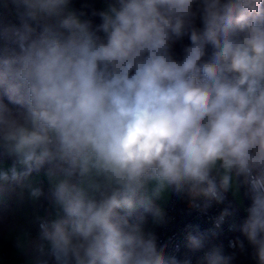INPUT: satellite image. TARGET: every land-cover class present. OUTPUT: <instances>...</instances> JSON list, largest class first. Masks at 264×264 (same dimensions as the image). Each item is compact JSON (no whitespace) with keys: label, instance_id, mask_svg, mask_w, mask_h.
<instances>
[{"label":"clouds","instance_id":"obj_1","mask_svg":"<svg viewBox=\"0 0 264 264\" xmlns=\"http://www.w3.org/2000/svg\"><path fill=\"white\" fill-rule=\"evenodd\" d=\"M11 193L44 201L36 235L15 237L24 264H235L249 248L264 264V0H0ZM228 193L242 220L229 202L166 254L158 201L207 213Z\"/></svg>","mask_w":264,"mask_h":264},{"label":"built area","instance_id":"obj_2","mask_svg":"<svg viewBox=\"0 0 264 264\" xmlns=\"http://www.w3.org/2000/svg\"><path fill=\"white\" fill-rule=\"evenodd\" d=\"M229 202H231L232 206L238 211L236 219L238 221L242 220L244 218V213L229 194H227L225 204L214 205L207 211V213H201L198 210L191 208L189 201L185 203L182 212L179 213L178 197L172 194L167 207V213L170 218L169 223L155 229L159 238L158 243L161 245L167 243L168 248L166 249V254L174 255L178 260H182L184 258L182 255L183 250L187 246L186 226L189 224H198L202 232L211 228L213 226L212 218L216 217ZM40 205H42V203H40ZM231 222L232 218H229L222 226L219 236L213 241L214 243H223L227 251L231 250L227 246L228 241L236 237L235 232L229 231V224ZM12 257L13 255L6 250L1 251L0 253V258L3 261H9ZM247 257L248 254L240 255L237 264H247ZM193 264H195V257L193 258Z\"/></svg>","mask_w":264,"mask_h":264},{"label":"crops","instance_id":"obj_3","mask_svg":"<svg viewBox=\"0 0 264 264\" xmlns=\"http://www.w3.org/2000/svg\"><path fill=\"white\" fill-rule=\"evenodd\" d=\"M171 196L172 194L168 196L167 201H158V203L163 204L166 212ZM2 198L11 215V228L8 230L5 237L9 243L13 244H10L7 248H3L2 245H0V253L6 250L10 252L13 257L9 261H3L0 258V264H24V257L15 248V237L21 232H29L33 236L36 235L37 226L32 223V221L36 214L43 212V208L40 205L42 202L33 203L27 199L26 195L25 199L21 201L15 193L5 194Z\"/></svg>","mask_w":264,"mask_h":264},{"label":"trees","instance_id":"obj_4","mask_svg":"<svg viewBox=\"0 0 264 264\" xmlns=\"http://www.w3.org/2000/svg\"><path fill=\"white\" fill-rule=\"evenodd\" d=\"M105 0H74V6L76 8H80L81 5L83 4H89L91 5L93 8H95L96 10H100V4L102 2H104ZM86 11H91V9H86ZM94 21L96 23H99V18H94ZM187 39H185L184 43H187ZM177 51H179V45L177 46ZM188 201L187 198H178V202H179V213L182 212L185 203ZM42 203H44L43 200H41ZM11 228V215L9 213V210L7 209L6 205H5V201L2 197H0V245H2L3 248H7L10 244L13 243H9L6 240V233L8 232V230ZM235 236H240L239 232H235ZM242 238V237H241ZM226 253H230V251H227L225 249ZM186 254H189V250L187 248V246L185 247V249L183 250L182 255L185 256ZM240 256V255H239ZM239 256L237 258V260L235 261V264H237ZM247 264H249L247 262Z\"/></svg>","mask_w":264,"mask_h":264},{"label":"rangeland","instance_id":"obj_5","mask_svg":"<svg viewBox=\"0 0 264 264\" xmlns=\"http://www.w3.org/2000/svg\"><path fill=\"white\" fill-rule=\"evenodd\" d=\"M104 4H105V1L100 4V9H102L104 7ZM228 194L230 195V197L233 199V201L237 204V206L243 212L242 208L240 207V201L243 200L242 196L239 199H237L236 197H234V195L232 193H228Z\"/></svg>","mask_w":264,"mask_h":264},{"label":"water","instance_id":"obj_6","mask_svg":"<svg viewBox=\"0 0 264 264\" xmlns=\"http://www.w3.org/2000/svg\"><path fill=\"white\" fill-rule=\"evenodd\" d=\"M241 196H242V194H241ZM242 199H243V196H242ZM243 202H244L245 205L247 204V201H246V200H244ZM250 253H251V249L249 248V251H248V257H247V261H248V263H249V264H256V262L252 259Z\"/></svg>","mask_w":264,"mask_h":264}]
</instances>
